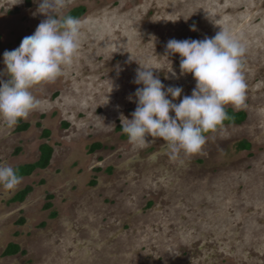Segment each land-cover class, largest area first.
Here are the masks:
<instances>
[{
  "label": "rangeland",
  "instance_id": "obj_1",
  "mask_svg": "<svg viewBox=\"0 0 264 264\" xmlns=\"http://www.w3.org/2000/svg\"><path fill=\"white\" fill-rule=\"evenodd\" d=\"M68 4V13L84 8L72 64L32 88L39 105L22 119L28 130L16 133L0 120V162L15 169L36 159L44 141L34 126L40 114L53 147L47 169L0 195V264H264V0ZM37 7L33 0H0V70L3 53L45 19ZM220 28L246 48L245 102L226 106L245 111L246 119L205 133L195 154H170L159 138L129 143L117 126L136 108L139 65L154 67L165 87H181L178 104L195 80L181 74L178 54L166 55L167 42L214 37ZM241 140L249 150L239 149ZM93 143L101 148L89 152ZM29 184L33 191L12 202ZM10 241L22 253L3 256Z\"/></svg>",
  "mask_w": 264,
  "mask_h": 264
},
{
  "label": "clouds",
  "instance_id": "obj_2",
  "mask_svg": "<svg viewBox=\"0 0 264 264\" xmlns=\"http://www.w3.org/2000/svg\"><path fill=\"white\" fill-rule=\"evenodd\" d=\"M33 2L38 5L36 12L45 19L17 48L3 53L0 120L8 128L15 127L38 107L39 101L30 90L55 81L64 67L72 64L81 40V21L68 14V0ZM190 30L196 31L195 24ZM175 54L181 58V74H191L195 80L191 95L174 103L183 89L165 87L154 67L139 65L133 81L142 85L133 94L136 108L131 119L124 118L121 128L131 144L145 146L148 137L159 138L170 154H195L206 143L205 133L214 131L227 119L226 106L245 102L247 85L242 58L246 48L230 30L220 28L214 37L202 40L170 39L166 55ZM21 180L12 166L0 162V195L14 191Z\"/></svg>",
  "mask_w": 264,
  "mask_h": 264
},
{
  "label": "flooded vegetation",
  "instance_id": "obj_3",
  "mask_svg": "<svg viewBox=\"0 0 264 264\" xmlns=\"http://www.w3.org/2000/svg\"><path fill=\"white\" fill-rule=\"evenodd\" d=\"M16 13H17V9H15L14 10ZM12 12V11H11ZM10 11L8 12V13H10V14H12ZM84 13V8L83 7H77V8H74V9H72L68 14H70V15H72L73 17H76V18H80V16H82V14ZM0 40H1V35H0ZM1 42V41H0ZM31 92L33 93H35V89L33 90V89H31ZM225 109H231V110H233L234 112H238V111H243V110H235V109H233V108H230V107H226ZM244 113H245V118L242 120V121H240V122H223L221 125H238V124H241L245 119H246V112L245 111H243ZM40 119L39 120H37V121H35V123H34V126L36 127V128H38L39 130H40V137L44 140V141H42L39 145H38V147H37V157H36V159L34 160V161H32V162H25V163H21V164H19L16 168H15V170H16V172L18 171V168L19 167H21V166H23V165H26V164H30V163H34V162H36V161H38L39 159H40V157H41V150H40V148H41V146H43V145H47V146H49L50 148H51V154H50V157H49V160H48V163H47V165L45 166V167H43V168H35V169H33L29 174H24V175H19L20 177H28V176H31L35 171H43V170H45V169H47V167H49V165L51 164V159H52V155H53V147H52V145H50L47 141H48V139H49V137H50V130L48 129V128H46V127H44L43 126V123L41 122V119H43V117H44V115L43 114H40ZM23 124H26L27 126H26V128H24V129H22L21 128V126L23 125ZM66 125V124H65ZM220 125V126H221ZM29 127H31V123L30 122H27V121H23L22 119L21 120H19L18 121V123H17V125L14 127V131L16 132V133H22V132H25L26 130H28L29 129ZM117 130H120V131H122V128H121V125H119V126H117ZM45 132H47V134H45ZM123 136L124 137H126V135L123 133ZM243 145H245V146H243ZM247 145V146H246ZM238 147H239V149H241V150H249L250 149V143H248L246 140H241V141H239V143H238ZM96 148H101V144L100 143H93L91 146H90V148H89V152H92V151H94ZM16 150H18V149H16ZM42 183V182H41ZM26 187H29L30 189L26 192V194L24 195V197L22 198V200H11L12 202H22L32 191H33V188H34V185L33 184H29V185H25V186H23L22 188H20L19 190H17L15 193H14V195L16 194V193H18L20 190H23L24 188H26ZM13 195V196H14ZM12 196V197H13ZM46 196H47V200H51L52 198H53V196L51 195V194H49V193H47L46 194ZM12 197H11V199H12ZM51 206H52V204H51V202H46L44 205H43V207L44 208H46V209H49V208H51ZM15 243V242H13V241H10V242H8V243ZM8 243L6 244V246L4 247V249L2 250V254H3V252H4V250L6 249V247H7V245H8ZM17 244V243H16ZM19 246V245H18ZM17 253H22V249L20 248V246H19V251L18 252H16V253H14V254H7V255H5V254H3V256H10V255H15V254H17Z\"/></svg>",
  "mask_w": 264,
  "mask_h": 264
},
{
  "label": "trees",
  "instance_id": "obj_4",
  "mask_svg": "<svg viewBox=\"0 0 264 264\" xmlns=\"http://www.w3.org/2000/svg\"><path fill=\"white\" fill-rule=\"evenodd\" d=\"M227 113V119L224 122H240L245 118V113L243 111L234 112L231 109H225ZM26 124H23L21 126L22 129L26 128ZM47 134V132H45ZM245 146V145H243ZM247 146V145H246ZM41 150V157L38 161L30 164L23 165L18 168L17 174L18 175H24L29 174L33 169L35 168H43L47 165L50 154H51V148L47 145H43L40 148ZM29 187L24 188L23 190H20L18 193H16L11 200H22L26 192L29 190ZM19 251V246L16 243H8L6 249L4 250L3 254H14Z\"/></svg>",
  "mask_w": 264,
  "mask_h": 264
}]
</instances>
